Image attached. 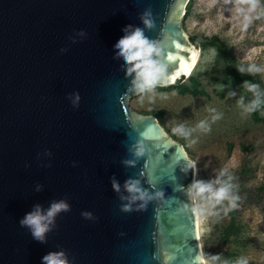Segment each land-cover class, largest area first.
<instances>
[{"label": "water", "instance_id": "water-1", "mask_svg": "<svg viewBox=\"0 0 264 264\" xmlns=\"http://www.w3.org/2000/svg\"><path fill=\"white\" fill-rule=\"evenodd\" d=\"M188 2L0 0V264H45L54 252L67 264H205L195 161L154 114L129 106L141 92L115 47L142 29L166 85L179 83L199 51L182 23ZM60 201L69 210L36 240L21 220Z\"/></svg>", "mask_w": 264, "mask_h": 264}, {"label": "rangeland", "instance_id": "rangeland-1", "mask_svg": "<svg viewBox=\"0 0 264 264\" xmlns=\"http://www.w3.org/2000/svg\"><path fill=\"white\" fill-rule=\"evenodd\" d=\"M182 23L201 49L192 73L145 89L128 104L154 114L185 145L196 163L195 182L215 191L228 175L237 184L239 202L230 191L220 203L209 200L210 193L196 194L206 264H264V0H255L254 8L252 0H189ZM214 36L228 52L208 44ZM232 62L254 78L258 92L223 81Z\"/></svg>", "mask_w": 264, "mask_h": 264}, {"label": "clouds", "instance_id": "clouds-1", "mask_svg": "<svg viewBox=\"0 0 264 264\" xmlns=\"http://www.w3.org/2000/svg\"><path fill=\"white\" fill-rule=\"evenodd\" d=\"M252 7H255V0H252ZM245 19L247 20V17ZM144 23L146 26L152 27L150 21L144 20ZM130 27L131 26H129V28ZM125 32L127 34L117 42L115 47L119 49L118 55L124 59L127 65H129L127 74L132 75V73H135V77L132 80L133 87L137 91L143 92L145 89L153 88L157 84L166 85L170 83L171 80L166 77L165 66L155 58L159 57L161 54V49L159 48L157 42L151 41L145 37L143 30L140 28H136L130 33H128V29H125ZM240 71H244V69H240ZM249 71H254V69L250 68ZM174 79L175 77H172V80ZM246 87H248L249 90H254L257 86L246 84ZM77 99H79L78 96ZM255 106L256 104L254 102L253 105L247 109V111H253ZM201 127H203V124H201ZM181 130L182 129H177L176 131ZM143 154L144 147L142 145H137L135 155L141 156ZM128 163H131V161ZM138 183V181H127L125 184V188L129 193L139 194L138 197L133 195L132 199H144L146 195V193L137 186ZM113 187L119 191V186L115 182L113 183ZM191 190H195V193L198 195H202L206 192L210 193L209 200H214L216 203L229 199V187L227 186L220 187L219 189L213 191L211 184H205L202 181H197L192 185ZM157 195H159V193ZM231 206L235 207V204L233 203ZM68 210L69 205L64 201L54 202L47 211L46 215H42L39 206H37L36 210L32 213L26 214L20 223L22 226H27L31 230L32 235L36 240L43 242L45 233L50 231L49 225L54 222L56 214L61 211ZM125 210L128 209L125 208ZM84 215L85 217H90L89 213H84ZM63 257V252H54L46 255L43 260L45 264H67L66 259ZM197 260H201V258L197 257ZM237 264H245V262L238 261Z\"/></svg>", "mask_w": 264, "mask_h": 264}, {"label": "trees", "instance_id": "trees-1", "mask_svg": "<svg viewBox=\"0 0 264 264\" xmlns=\"http://www.w3.org/2000/svg\"><path fill=\"white\" fill-rule=\"evenodd\" d=\"M190 37L194 42H196L193 36H190ZM208 44L212 47H215L220 52H228L225 42L216 36L212 37L208 41ZM240 69L242 68L237 62H232L229 65V67L226 69L225 73L223 74V81L240 84L244 87H246V84L255 85L254 78L249 73L245 71H240ZM252 91H254L255 93L258 92L256 88ZM242 169L245 170L246 174H248L249 170H247L248 168L245 165H243ZM221 181L225 186L229 187L231 198L235 202H239L240 197L235 187L237 186V184H235V181L233 180V178L231 176L226 175L221 178ZM262 188L264 189V184L262 185ZM231 234H232V231L229 229L226 235L227 237H229Z\"/></svg>", "mask_w": 264, "mask_h": 264}, {"label": "bare ground", "instance_id": "bare-ground-1", "mask_svg": "<svg viewBox=\"0 0 264 264\" xmlns=\"http://www.w3.org/2000/svg\"><path fill=\"white\" fill-rule=\"evenodd\" d=\"M200 54H201V49H200V47H199V51H198L197 54H196V58H195V60H194V62H193V64H192L190 70L187 72L186 76H189V75L192 73V71H193V69H194V67H195V65H196V63H197V61H198V59H199V57H200ZM194 163H195V162H194ZM195 166H196V163H195ZM196 175H197V170H195L194 183H195ZM193 195H194V201H195V207H196V219H197V231H198V237H199V242H200V245H201V250H202L203 259H204V262H205V264H206V260H205L204 254H203V247H202L201 236H200V228H199V207H198V202H197V198H196L195 190H193Z\"/></svg>", "mask_w": 264, "mask_h": 264}, {"label": "snow or ice", "instance_id": "snow-or-ice-1", "mask_svg": "<svg viewBox=\"0 0 264 264\" xmlns=\"http://www.w3.org/2000/svg\"><path fill=\"white\" fill-rule=\"evenodd\" d=\"M177 47H179V46H177ZM170 59H172V57H170ZM194 59H195V54H193V57H192V61H191V62H193ZM191 62L181 61V64H183L185 71L188 70V68L190 67V63H191ZM178 74H179V73H177V75H178Z\"/></svg>", "mask_w": 264, "mask_h": 264}]
</instances>
